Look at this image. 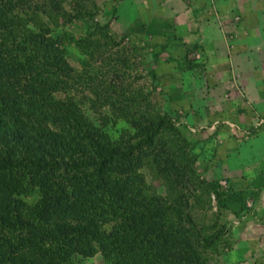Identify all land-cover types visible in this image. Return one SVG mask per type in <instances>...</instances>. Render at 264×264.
Returning a JSON list of instances; mask_svg holds the SVG:
<instances>
[{
	"label": "trees",
	"instance_id": "obj_1",
	"mask_svg": "<svg viewBox=\"0 0 264 264\" xmlns=\"http://www.w3.org/2000/svg\"><path fill=\"white\" fill-rule=\"evenodd\" d=\"M24 3L0 0V264L97 253L105 264H207L212 237L177 200L151 194L139 172L173 125L130 123L135 135L123 141L61 97L72 78L64 46L24 23ZM213 186L218 209L245 204L244 193Z\"/></svg>",
	"mask_w": 264,
	"mask_h": 264
},
{
	"label": "rangeland",
	"instance_id": "obj_2",
	"mask_svg": "<svg viewBox=\"0 0 264 264\" xmlns=\"http://www.w3.org/2000/svg\"><path fill=\"white\" fill-rule=\"evenodd\" d=\"M111 1L25 0L18 14L26 24L51 29L64 46L72 78L60 96H72L94 123H104L123 141L135 135L130 123L166 118L173 125L156 136L139 172L151 194L171 204L177 200L200 233L212 237L202 252L207 264H217L231 246L230 211L218 209L212 190L217 184L224 192L226 181L217 178V80L205 78L201 49L187 51L175 38L154 46L122 30ZM239 80L232 74L226 102L243 91ZM239 98L234 113L247 116L246 123H264L245 93ZM69 264L105 261L97 253L90 259L73 256Z\"/></svg>",
	"mask_w": 264,
	"mask_h": 264
},
{
	"label": "crops",
	"instance_id": "obj_3",
	"mask_svg": "<svg viewBox=\"0 0 264 264\" xmlns=\"http://www.w3.org/2000/svg\"><path fill=\"white\" fill-rule=\"evenodd\" d=\"M111 2L122 30L154 46L175 38L187 51L201 49L205 78L217 80V119L232 117L235 122L217 133V178L246 198L245 204L227 209L231 246L217 264H264V124L256 128V123H246L247 116L234 113L245 93L264 116V0ZM232 74L239 77L243 91L231 93L226 102L223 93ZM231 125L240 131H232Z\"/></svg>",
	"mask_w": 264,
	"mask_h": 264
},
{
	"label": "built area",
	"instance_id": "obj_4",
	"mask_svg": "<svg viewBox=\"0 0 264 264\" xmlns=\"http://www.w3.org/2000/svg\"><path fill=\"white\" fill-rule=\"evenodd\" d=\"M196 57L197 58H200V55H196ZM228 123H230V122H228V121H221V122H217V130L218 129H220V128H223L224 126H228ZM264 123H256V128H258V127H260V126H262ZM230 127V126H229ZM231 127H232V131H234V129L236 130V131H240V129L238 128V127H235L234 125H231ZM230 127V128H231ZM216 127L215 126H213L212 127V129H215ZM255 129V128H254ZM246 132V134H249V132L248 131H245ZM221 186L225 189L224 190V192L225 193H227L228 191H229V186H228V183H227V181H222L221 182Z\"/></svg>",
	"mask_w": 264,
	"mask_h": 264
}]
</instances>
